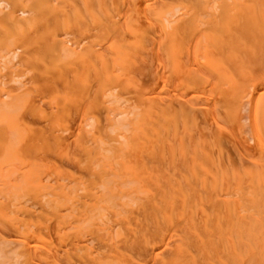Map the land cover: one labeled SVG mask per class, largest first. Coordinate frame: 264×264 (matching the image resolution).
<instances>
[{
  "label": "bare ground",
  "instance_id": "bare-ground-1",
  "mask_svg": "<svg viewBox=\"0 0 264 264\" xmlns=\"http://www.w3.org/2000/svg\"><path fill=\"white\" fill-rule=\"evenodd\" d=\"M0 186L16 264H264V0H0Z\"/></svg>",
  "mask_w": 264,
  "mask_h": 264
},
{
  "label": "rangeland",
  "instance_id": "rangeland-1",
  "mask_svg": "<svg viewBox=\"0 0 264 264\" xmlns=\"http://www.w3.org/2000/svg\"><path fill=\"white\" fill-rule=\"evenodd\" d=\"M121 119V123L122 124H124L125 123V119H122V117H120L119 118V120ZM1 187L2 186H0V189H1ZM101 191L103 192H106L108 195H110L111 194V191H112V186H109L108 185V187L106 188V187H104V188H101ZM116 230H119V227H117L116 229H115V231ZM0 244H2V243H0ZM8 243H5V242H3V245L1 246L0 245V264H11V263H13V264H16L15 263V261L16 260H14V259H16V258H13L12 256V254L11 253H9V251H13V249H14V247H15V243H9V247H4V245H7ZM2 247H3V249H2ZM9 249V250H8ZM16 250V249H15ZM14 250V251H15ZM4 253H5V255H4ZM10 254V255H9ZM12 255V256H11ZM6 257V258H5ZM10 257H11V259H12V261H11V259H10ZM9 259V260H8ZM10 261H11V263H10Z\"/></svg>",
  "mask_w": 264,
  "mask_h": 264
}]
</instances>
